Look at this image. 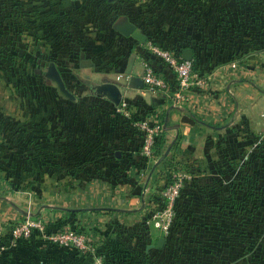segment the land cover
Wrapping results in <instances>:
<instances>
[{"label": "crops", "instance_id": "crops-1", "mask_svg": "<svg viewBox=\"0 0 264 264\" xmlns=\"http://www.w3.org/2000/svg\"><path fill=\"white\" fill-rule=\"evenodd\" d=\"M2 2L0 28H11L13 22V38L0 33V87H4L0 90L6 99L13 93L9 87H25L17 97L22 100L24 96L26 104L13 110V120L25 118L27 128L31 127L32 145L48 144L51 139V149L45 148L42 155L56 154L60 165L65 159H73L69 166L45 167L41 181L31 178L28 185L48 195L51 191H43L45 177L50 182L62 181V185L68 176L77 183L66 185L83 183L84 187L76 189L91 194L96 202L90 206L126 210L40 209L38 214L48 224L67 220L70 226L86 231L91 243L98 245L96 255L100 259L95 253L84 257L39 238L11 245L9 227L25 216L17 207H28L12 195L24 183L0 167V264H105V260L122 264L116 261V249L117 253L120 249L130 251L131 258L158 249L153 244L157 245L160 236L139 222L149 209L147 201L137 208L149 169L139 156L141 136L134 122L139 117L164 115V120L167 115L169 127L160 146L177 133L167 158L190 171L194 190L201 182L196 187L210 196L201 203H208L216 190L220 195L221 190L224 196L227 194L229 174L239 173L244 158L257 171L253 158L264 156L260 152L264 149L260 136L264 129V0H13L12 21L3 19L7 5ZM124 22L139 28L146 35L145 41L123 34L118 26ZM74 25L82 29L81 38L75 40L80 51H76L78 58L66 61L64 50L57 54L50 51L52 38L58 37L62 46L65 29ZM149 41L176 50L181 56L183 48H191L194 67L207 77V84L193 90L186 101L176 102V78L158 56L147 51ZM143 59H148L154 72L165 79V90L145 89ZM14 72L21 73V79L14 80ZM105 83L122 88L119 104L97 91ZM68 87H86L88 92L73 91L76 95L70 94L71 100L66 103ZM122 103L127 105L129 115L124 114ZM67 110L73 113L67 114ZM8 120L6 113H0V145ZM104 123L109 128L102 129ZM84 147L89 152L83 154L91 159L88 186L81 178L82 166L76 165ZM170 169L157 165L147 184V195L161 187ZM78 195L83 196L81 192ZM46 203L88 206L43 199L33 211ZM130 220L136 226L125 224Z\"/></svg>", "mask_w": 264, "mask_h": 264}, {"label": "rangeland", "instance_id": "rangeland-1", "mask_svg": "<svg viewBox=\"0 0 264 264\" xmlns=\"http://www.w3.org/2000/svg\"><path fill=\"white\" fill-rule=\"evenodd\" d=\"M2 3L7 5V7H4V10H6L2 13L3 19L12 21L13 0H3ZM72 14H70L71 17ZM74 17L72 18L74 19ZM81 30L77 28V25L65 29L63 48H61V43L58 44V37H53L50 51L57 54L58 51L64 50V54L67 57L66 61H70V58H78L76 51L77 49L80 51V48L77 47L80 44L77 45L78 43L75 40L76 38H81ZM61 31V29H57V34H61ZM0 33H2V36L11 37L12 35L13 38V22L11 28L9 25L6 28H0ZM81 44L86 45L83 42ZM110 45H113V43L110 42ZM16 77L21 79L22 74L14 72L13 79L15 80ZM3 88L0 87V89ZM68 88L70 93L65 95L66 103H69L71 100L70 94L76 95L73 91L79 92V90H82L81 92H88L86 87ZM9 90L11 93L13 91V93L11 98L8 95L9 97H6V99L5 94H2L0 90V104H2V106L0 105V113H6L9 118L7 132L4 135L5 137H2L0 145L2 151L0 167L7 174L13 173V178L17 175L19 181L24 183L23 187L19 189L20 191L12 195L24 203L29 210H33L37 203L43 199L69 206L80 205V203L87 204L88 206L95 204L96 201H93L91 194H88L86 190L79 191V189H76L80 186L84 187L83 183L74 186L73 184L66 185L65 182L72 181V183H77V181L68 176L62 185L60 184L62 181L59 183L56 181L50 182L45 177L43 191H46V193L53 191L52 193L48 192V195H43L28 185L31 183V178L41 181V172L45 171V167L54 166L57 168L60 164L56 154L49 153V156L41 154L45 148L51 149V139L48 144L36 142L32 145L30 140L31 136H29L28 131L31 130V127L27 128L25 118L24 120L22 118L15 119V122L19 123V126L13 120V110L20 106L19 104H26L24 96L22 100L17 97L19 93L25 90V87H9ZM84 93L82 94L84 95ZM66 112L67 114L73 113L72 110H67ZM83 116L86 117L87 113ZM0 125V128H2L3 121L0 122ZM105 125L104 123L102 129L109 128ZM82 150V156L76 159V165L82 166L83 175L81 178L84 184L88 186L91 184L88 170L91 159L86 154H83L85 152L88 153L89 148L86 149L84 147ZM260 152L263 156L264 149ZM253 159L257 161V171L253 170L254 166L247 165L249 161L247 158H244L242 161L243 164L237 169L239 173L236 172L235 176L229 174V191H227V194L224 192L226 194L224 196L221 190L220 195L214 189L216 191L209 198L208 203H206V200H203L204 203L200 201L203 198L206 199V196H209L205 191L200 192L198 187H196V185L200 186L201 182L199 181L195 185L194 190V178H191L192 183L190 180V182H187V187L183 190L182 196L179 199L175 224L170 234L166 236L163 245L158 247V249H151L150 252H147L148 256L146 257H144V254L136 255L135 258L126 256L122 257V259L116 258V261H123L122 264H154L155 262L156 264H264V156L262 159ZM65 160L64 164H61L60 167H65V163L66 166H69L72 163L69 160L73 159ZM26 175L28 176V180H25ZM93 182L95 184V180ZM25 184L28 187H25ZM189 191H192V193H189ZM9 192L11 191L9 190ZM79 192L83 196L78 195ZM124 193L126 192L124 191ZM79 197L82 198L80 199ZM218 199L220 200L217 201L218 205L214 206L213 203ZM196 200H198L197 203H195ZM75 203L76 205H74ZM144 219L143 222L139 220L140 224L144 223L148 231L151 230L152 227L147 225ZM60 221L67 222V220ZM125 224L136 226L132 220ZM153 245L157 246L155 242ZM125 250L120 249L118 255L121 256L124 254ZM79 253L84 257L90 254Z\"/></svg>", "mask_w": 264, "mask_h": 264}, {"label": "built area", "instance_id": "built-area-1", "mask_svg": "<svg viewBox=\"0 0 264 264\" xmlns=\"http://www.w3.org/2000/svg\"><path fill=\"white\" fill-rule=\"evenodd\" d=\"M147 51L158 56L172 70L176 78V89L173 95L176 102L186 101L193 90L200 89L207 84V77L195 69L193 60L183 58L178 51L152 41L148 42ZM142 64L141 77L145 89L149 91L165 90L167 83L165 79L154 72L151 62L148 59H143ZM121 107L124 114L129 115L127 105L122 103ZM134 122L141 136L140 161L145 165H149L157 156L155 143L164 130L163 121L153 116H142ZM260 136L264 138V129L261 131ZM191 176L188 169L176 164L171 167L167 179L155 192V197L148 201V215L144 220L157 235L165 238L170 234L184 185ZM8 232L11 245L17 244L19 241L39 238L56 246L70 248L85 254H96L97 250L94 244L91 243L87 232L83 229L72 227L66 221H58L56 224L51 225L40 215L24 216V218L13 222ZM96 257L100 259V256L96 255Z\"/></svg>", "mask_w": 264, "mask_h": 264}, {"label": "water", "instance_id": "water-1", "mask_svg": "<svg viewBox=\"0 0 264 264\" xmlns=\"http://www.w3.org/2000/svg\"><path fill=\"white\" fill-rule=\"evenodd\" d=\"M118 29L125 35H132L135 38H137L139 41L144 42L146 39V35L144 33L141 32V30L137 27H135L134 24L130 23V22H124L123 24L118 26ZM182 57L185 59H191L192 57V51L191 48L189 47H185L182 49ZM101 94L108 96L115 104H119L122 98V88L117 86L116 84L113 83H105L103 84L101 87L98 88V90ZM163 127L164 130L168 129V125H167V115H165L164 120H163ZM172 128H176V126H173ZM177 137V133H175L171 139L168 141V143H166L165 148L163 149V151L158 154V156L154 159V161L150 164L149 169L147 171L146 177H145V181L143 184V187L141 189L140 192V203L138 205L137 208H142L145 206L146 204V196H147V192H146V188H147V184L149 182V179L152 175V173L154 172L155 168L157 167V165L159 164L160 160L166 156L175 139ZM42 207H51V208H62V209H71V210H75V209H81V210H93V209H98L99 206H85V207H77V208H73V207H65V206H59V205H51V204H43L40 205L39 208L36 211L33 210H29V209H23L21 207H17V209L22 212L23 214L26 215H31V216H37L39 215V211ZM106 209H111V210H126L125 208H121V207H113V206H107L105 207ZM164 242V237L160 236L157 240V246L161 247L163 245Z\"/></svg>", "mask_w": 264, "mask_h": 264}, {"label": "trees", "instance_id": "trees-1", "mask_svg": "<svg viewBox=\"0 0 264 264\" xmlns=\"http://www.w3.org/2000/svg\"><path fill=\"white\" fill-rule=\"evenodd\" d=\"M164 116V115H163ZM163 116H159L158 118L161 120V121H163ZM198 120H201L199 117H196ZM164 132H165V130H163V132H162V134H161V136L159 137V139L157 140V142L155 143V151H156V153H157V155L159 154V153H161L162 151H163V149L165 148V145L163 144V145H161L162 146V148H161V146H160V142H162L163 141V138H164ZM161 148V149H160ZM159 164L160 165H163V166H171V167H173V166H175L176 164H174L173 162H172V160H170L169 158H167V155L166 156H164L161 160H160V162H159ZM150 166V164L149 165H147V167H149ZM186 168V167H185ZM187 169V168H186ZM190 180V179H189ZM189 180H187L186 181V183H185V185L187 184V182L189 181ZM185 185H184V187H185ZM183 190H184V188H183ZM183 192V191H182ZM155 195H156V193H154V194H152V195H147L146 196V201H147V203H148V201L149 200H151L153 197H155ZM182 196V195H181ZM105 207H99L98 209H104ZM174 224H175V222H174ZM174 226V225H173ZM173 228V227H172ZM165 240H166V237H165ZM92 244H94V247L97 249L98 248V245L96 244V243H92ZM70 249V248H69ZM98 250V249H97ZM75 252H79V251H77V250H74ZM114 251H115V249H114ZM99 252V251H98ZM115 257H118V258H120V259H122V257H126V256H128V257H130V256H133L131 253H130V251H127V250H125L124 251V254H122L121 256H119L118 255V253H117V249H116V251H115ZM101 256H102V258H103V254H101ZM146 256H148V255H146ZM146 256H144V257H146ZM105 258H106V256H104ZM117 258V259H118ZM105 264H111V262L109 261V260H105V262H104Z\"/></svg>", "mask_w": 264, "mask_h": 264}]
</instances>
